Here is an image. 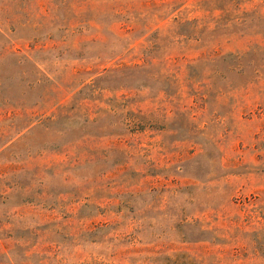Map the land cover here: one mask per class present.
<instances>
[{"label":"rangeland","instance_id":"374dc122","mask_svg":"<svg viewBox=\"0 0 264 264\" xmlns=\"http://www.w3.org/2000/svg\"><path fill=\"white\" fill-rule=\"evenodd\" d=\"M0 264H264V0H0Z\"/></svg>","mask_w":264,"mask_h":264}]
</instances>
